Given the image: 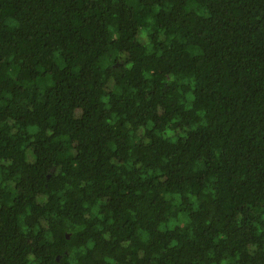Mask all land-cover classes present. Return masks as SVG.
Returning <instances> with one entry per match:
<instances>
[{
	"label": "trees",
	"instance_id": "1",
	"mask_svg": "<svg viewBox=\"0 0 264 264\" xmlns=\"http://www.w3.org/2000/svg\"><path fill=\"white\" fill-rule=\"evenodd\" d=\"M0 264H264V0H0Z\"/></svg>",
	"mask_w": 264,
	"mask_h": 264
}]
</instances>
